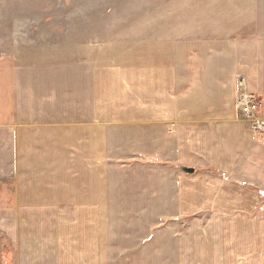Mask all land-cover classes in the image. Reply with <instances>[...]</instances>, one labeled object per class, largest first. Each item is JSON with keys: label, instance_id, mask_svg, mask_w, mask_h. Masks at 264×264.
Listing matches in <instances>:
<instances>
[{"label": "crops", "instance_id": "1", "mask_svg": "<svg viewBox=\"0 0 264 264\" xmlns=\"http://www.w3.org/2000/svg\"><path fill=\"white\" fill-rule=\"evenodd\" d=\"M238 2L234 40H205L201 50L165 41L159 58L139 60L129 71L139 90L120 103L112 86L98 83L96 60L59 76L70 88L57 93L53 106L48 88L24 96L26 106H19V92L30 88L13 81L14 100L9 107L0 101V176L5 172L10 197L6 207L0 197V233L11 239L15 264L144 259L156 244L154 238L147 245V237L169 218L162 212L181 223L200 214L209 219L205 227L195 219L182 238L184 260L197 235L219 240L212 255L220 253L219 260L228 257L227 236L239 241L228 258L264 259L260 140L235 108L242 76L247 91L264 97V0ZM199 51L202 61L195 64ZM30 78L42 84L46 77ZM131 160L148 165L128 170Z\"/></svg>", "mask_w": 264, "mask_h": 264}, {"label": "rangeland", "instance_id": "2", "mask_svg": "<svg viewBox=\"0 0 264 264\" xmlns=\"http://www.w3.org/2000/svg\"><path fill=\"white\" fill-rule=\"evenodd\" d=\"M238 1L0 0V101L6 107L10 106L11 101L14 100L10 95V88L13 87V81L17 79L22 89L25 86L30 88L29 93L19 92V97L23 98L18 99L21 101L18 102L19 106H26L24 96L31 98L32 92L46 91L47 88L52 93L51 106H53L58 102L57 93L64 88H66L64 92L70 88L69 84L60 82L59 76L65 70L71 72L77 70L76 66L81 65V61L96 60L98 83L112 86L111 94L114 96V101L120 103L122 98L129 99L139 90L133 81L135 80L133 74L129 71L136 69L139 60L148 62L159 58L160 53L164 52L165 41L175 44L187 43L189 47H200L199 50H201L205 40L212 42L234 40L233 13L240 6ZM211 28L219 30L209 36L203 35L208 34ZM190 30L194 34L187 39L185 34ZM222 34L229 35L225 37ZM165 45L169 53V45ZM206 48L209 46L207 45ZM172 53L175 54V48ZM178 54H184V50H179ZM195 57H197L194 59L195 64L200 63L201 51L195 53ZM49 74L54 78L53 82L47 85L46 81L51 79ZM105 75L109 78H100ZM43 76L46 78L42 84L30 78L37 77L39 81L43 79ZM32 80L33 83H27ZM240 82H243L246 87L245 77L239 78L238 84ZM238 87L236 110L237 100L241 94L240 84ZM102 90L105 91V88ZM255 95L262 103L261 114L264 117V97ZM102 102L105 101L102 100ZM36 106L43 107L45 104L38 103ZM106 111L104 108L103 112ZM239 115L244 122L242 115L240 113ZM99 118L101 120L103 115L100 114ZM253 135L256 136L254 133ZM258 138L260 142L257 149V167L263 176L264 137ZM131 161L125 164L128 170L134 166L148 165L147 161L141 163ZM211 172L216 171L211 170ZM0 177H6L5 172H2ZM4 181L8 180L0 179L2 207L10 205V197L5 189ZM260 189H264V181L259 186L258 190ZM262 208L264 207H260ZM161 214L162 218L165 216L169 218H164L153 229L157 236L147 237V245H150L154 238H156V244L151 248L147 247L144 259L115 260L114 264H251L248 259L228 258L232 257L235 251H239V241L233 237L228 238L227 235L225 238L227 239V259L219 260L217 256L221 254L217 252L214 253L216 257L212 256L213 246L219 240H213L211 237L202 239L200 235L190 237L189 243L192 242V248L188 254L189 257L186 260L182 259L180 243L191 230V224L195 219H199V224L205 227L209 219L200 214L187 217L181 223L170 219L169 212ZM2 220L6 224L9 223L7 217L2 216ZM228 223L229 221L226 222ZM226 229L229 231L228 227ZM14 251L8 234L1 231L0 264H15ZM258 264H264V259H258Z\"/></svg>", "mask_w": 264, "mask_h": 264}, {"label": "built area", "instance_id": "3", "mask_svg": "<svg viewBox=\"0 0 264 264\" xmlns=\"http://www.w3.org/2000/svg\"><path fill=\"white\" fill-rule=\"evenodd\" d=\"M241 94L237 100V110L242 115L248 129L257 137H264V117L261 114L262 103L257 95L246 90L245 84L240 82Z\"/></svg>", "mask_w": 264, "mask_h": 264}, {"label": "water", "instance_id": "4", "mask_svg": "<svg viewBox=\"0 0 264 264\" xmlns=\"http://www.w3.org/2000/svg\"><path fill=\"white\" fill-rule=\"evenodd\" d=\"M183 171L186 172L187 174H193L194 173V169L184 168Z\"/></svg>", "mask_w": 264, "mask_h": 264}]
</instances>
